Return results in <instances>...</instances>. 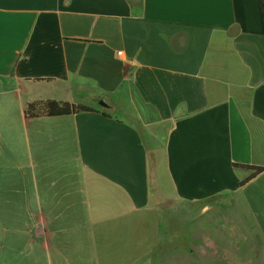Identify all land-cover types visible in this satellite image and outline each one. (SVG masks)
<instances>
[{"label":"crops","instance_id":"crops-1","mask_svg":"<svg viewBox=\"0 0 264 264\" xmlns=\"http://www.w3.org/2000/svg\"><path fill=\"white\" fill-rule=\"evenodd\" d=\"M234 164L264 168V0H0V264H164L157 212L211 202L264 264Z\"/></svg>","mask_w":264,"mask_h":264},{"label":"rangeland","instance_id":"rangeland-1","mask_svg":"<svg viewBox=\"0 0 264 264\" xmlns=\"http://www.w3.org/2000/svg\"><path fill=\"white\" fill-rule=\"evenodd\" d=\"M208 205L214 204L176 205L158 211L162 234L153 257L165 259L164 264H237L240 236L233 233L231 219L216 207L207 212Z\"/></svg>","mask_w":264,"mask_h":264},{"label":"trees","instance_id":"trees-1","mask_svg":"<svg viewBox=\"0 0 264 264\" xmlns=\"http://www.w3.org/2000/svg\"><path fill=\"white\" fill-rule=\"evenodd\" d=\"M83 112L92 113L96 111L90 108L76 106L66 102H56L48 100L28 104L24 110V117L26 119H35L40 117H62ZM233 167L250 172V175L240 183V186H243L248 180L254 178L262 171H264V168L262 167H254L248 165L234 164Z\"/></svg>","mask_w":264,"mask_h":264},{"label":"water","instance_id":"water-1","mask_svg":"<svg viewBox=\"0 0 264 264\" xmlns=\"http://www.w3.org/2000/svg\"><path fill=\"white\" fill-rule=\"evenodd\" d=\"M97 104L99 107H101L105 110L110 109V106L108 105V103L106 102L105 99H100Z\"/></svg>","mask_w":264,"mask_h":264},{"label":"built area","instance_id":"built-area-1","mask_svg":"<svg viewBox=\"0 0 264 264\" xmlns=\"http://www.w3.org/2000/svg\"><path fill=\"white\" fill-rule=\"evenodd\" d=\"M118 54H120V53H118Z\"/></svg>","mask_w":264,"mask_h":264}]
</instances>
